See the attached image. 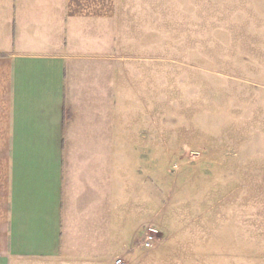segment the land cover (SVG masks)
<instances>
[{
  "label": "crops",
  "instance_id": "obj_1",
  "mask_svg": "<svg viewBox=\"0 0 264 264\" xmlns=\"http://www.w3.org/2000/svg\"><path fill=\"white\" fill-rule=\"evenodd\" d=\"M210 13L0 0V264H139L162 228L163 151L161 58L137 48L208 45ZM231 207L203 214L202 264H264V220Z\"/></svg>",
  "mask_w": 264,
  "mask_h": 264
},
{
  "label": "rangeland",
  "instance_id": "obj_2",
  "mask_svg": "<svg viewBox=\"0 0 264 264\" xmlns=\"http://www.w3.org/2000/svg\"><path fill=\"white\" fill-rule=\"evenodd\" d=\"M210 12L208 45L137 48L161 58L163 151L162 228L139 264H202L219 206L264 220V0Z\"/></svg>",
  "mask_w": 264,
  "mask_h": 264
},
{
  "label": "built area",
  "instance_id": "obj_3",
  "mask_svg": "<svg viewBox=\"0 0 264 264\" xmlns=\"http://www.w3.org/2000/svg\"><path fill=\"white\" fill-rule=\"evenodd\" d=\"M147 238L151 239L152 236H148ZM145 245H150V242H145ZM115 264H126V262L122 259V258H118L116 261H115Z\"/></svg>",
  "mask_w": 264,
  "mask_h": 264
}]
</instances>
